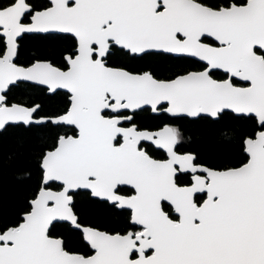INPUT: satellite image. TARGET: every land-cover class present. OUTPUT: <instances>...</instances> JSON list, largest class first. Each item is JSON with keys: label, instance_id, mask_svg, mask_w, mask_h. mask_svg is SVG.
Listing matches in <instances>:
<instances>
[{"label": "snow or ice", "instance_id": "snow-or-ice-1", "mask_svg": "<svg viewBox=\"0 0 264 264\" xmlns=\"http://www.w3.org/2000/svg\"><path fill=\"white\" fill-rule=\"evenodd\" d=\"M0 264H264V0H0Z\"/></svg>", "mask_w": 264, "mask_h": 264}, {"label": "trees", "instance_id": "trees-1", "mask_svg": "<svg viewBox=\"0 0 264 264\" xmlns=\"http://www.w3.org/2000/svg\"><path fill=\"white\" fill-rule=\"evenodd\" d=\"M15 144L10 138L0 141V199L11 203L24 191L20 183L18 164L8 162L10 152Z\"/></svg>", "mask_w": 264, "mask_h": 264}]
</instances>
